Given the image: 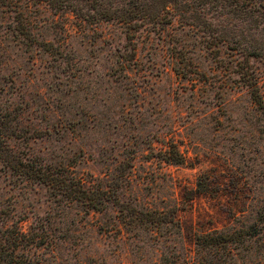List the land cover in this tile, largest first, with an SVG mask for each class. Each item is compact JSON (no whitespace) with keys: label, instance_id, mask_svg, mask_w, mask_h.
Masks as SVG:
<instances>
[{"label":"rangeland","instance_id":"1","mask_svg":"<svg viewBox=\"0 0 264 264\" xmlns=\"http://www.w3.org/2000/svg\"><path fill=\"white\" fill-rule=\"evenodd\" d=\"M11 1L31 28L13 35L0 0L6 146L121 206L86 209L0 159V264H192L214 231L236 264H264V0H108L132 16L97 21ZM171 145L181 162L161 158Z\"/></svg>","mask_w":264,"mask_h":264},{"label":"trees","instance_id":"2","mask_svg":"<svg viewBox=\"0 0 264 264\" xmlns=\"http://www.w3.org/2000/svg\"><path fill=\"white\" fill-rule=\"evenodd\" d=\"M45 1L48 6L53 11L62 12L65 6H68L69 10H72L74 13H77L82 19H93L97 20H107L119 17H129L131 14L126 13L122 8L118 11L114 9H109L111 6L110 1L108 0H90L94 1V4L90 6L93 9L94 13H85L80 11L78 6L74 5L78 0H31L30 2H39ZM9 4L8 12H13L12 20L16 23L10 28V32L19 36L20 38H27L30 34L31 23L26 14L20 16L19 18L15 16V13L18 11L14 8V5L11 4L13 1L8 0ZM73 2V3H72ZM96 2V3H95ZM102 4H107L108 7L102 8L101 11H95L94 9L101 6ZM54 6V7H53ZM20 12V11H19ZM146 13L144 11L134 12L133 15L136 17H143ZM19 22V25L17 23ZM249 94L252 100L258 104L262 102L261 95L258 90L257 79L254 77L251 81L247 83ZM0 159L6 160V166L9 168H14L15 164L18 166L19 174L24 175L25 179H30L32 181L40 182L46 184L48 187L61 196V198L79 202L84 208L91 210L100 211L105 203L116 204L117 208H120L121 203L118 201L117 192L111 191L109 188H106L100 184V182H90L80 175L74 174L72 169L62 168V169H52L47 166L43 161L36 162V159L29 160L30 157H26L25 161L20 162L17 157H14V154L10 151H14L11 147L6 146L5 138L9 134H15L12 128H8L7 125L3 124V120H0ZM11 157V158H8ZM15 158V159H14ZM163 160L168 162L179 163L182 161L181 154L175 149L174 145H171L170 148L166 149V152L163 153L161 157ZM17 159V160H16ZM15 160V163L13 162ZM31 161V162H29ZM92 178V177H91ZM171 219L167 220L170 221ZM17 228V227H16ZM23 233L16 229L14 235L11 237V244L9 248V254L11 256L15 255L14 249L19 244V241L23 237ZM231 238H228V235H223L221 232L214 231L212 234L208 232L200 233L195 236V243L200 244L197 259L192 264H236L231 258H233V251L229 247V241ZM228 256V261L226 257ZM8 264L13 261V264H30L26 262H18L11 259H8Z\"/></svg>","mask_w":264,"mask_h":264}]
</instances>
